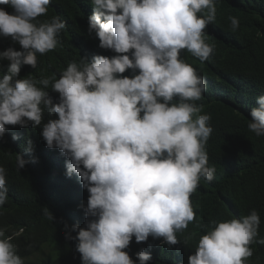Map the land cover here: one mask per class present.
Returning a JSON list of instances; mask_svg holds the SVG:
<instances>
[{
  "label": "clouds",
  "instance_id": "1",
  "mask_svg": "<svg viewBox=\"0 0 264 264\" xmlns=\"http://www.w3.org/2000/svg\"><path fill=\"white\" fill-rule=\"evenodd\" d=\"M50 4L0 0V36L13 42L0 39V138L31 156L16 155L18 170L38 162L40 152L47 176L69 193L84 227L65 223L66 239L78 241L82 264H149L163 249L175 251L170 259L180 264H264L256 209L212 220L192 244L180 245L196 218L190 198L219 172L203 103L220 74L199 65L214 52L209 43L224 18L221 4L91 0L86 27L96 48L69 62L59 78L40 77L41 60L66 28L59 15L45 20ZM228 19L236 32L240 20ZM49 92L59 93V102ZM256 105L247 126L264 137V94ZM8 186L0 166V207ZM44 215L55 219L47 208ZM5 233L0 228V264L36 261Z\"/></svg>",
  "mask_w": 264,
  "mask_h": 264
},
{
  "label": "trees",
  "instance_id": "2",
  "mask_svg": "<svg viewBox=\"0 0 264 264\" xmlns=\"http://www.w3.org/2000/svg\"><path fill=\"white\" fill-rule=\"evenodd\" d=\"M89 2L51 0L45 20L59 15L66 28L60 34V45L41 60L40 77L55 73L59 78L69 62L79 61L88 49L96 48L93 33L89 34L86 27ZM216 2L221 4L224 18L211 36L214 43L209 45L215 49L209 64L199 66L213 76L212 71L220 74L215 85H210V101L203 103L205 113L211 114L214 132L209 149L219 172L215 183L190 198L196 218L181 234V247L192 244L193 237L209 228L212 220L224 221L237 213L247 215L252 209L260 214L259 234L264 235V137H257L247 126L250 109L257 106L256 97L264 94V0ZM230 16L240 20L236 32L231 31ZM0 39L1 43L13 44L5 37ZM49 94L54 103L59 102V93ZM45 116L49 114L45 112ZM17 154L32 160L19 142L0 138V166L6 168L9 177L8 199L0 207V228L6 229V236H14L19 252L35 256L36 261L28 264H82L76 250L78 241L66 239L65 223L69 228L75 224L84 227L69 193L47 176L40 152L34 155L38 162H28L20 170L16 167ZM44 208L52 213L53 221L44 215ZM174 252L160 250L157 260L149 264H180V258L170 259Z\"/></svg>",
  "mask_w": 264,
  "mask_h": 264
}]
</instances>
